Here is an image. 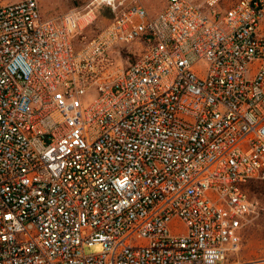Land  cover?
<instances>
[{"label": "built area", "instance_id": "1", "mask_svg": "<svg viewBox=\"0 0 264 264\" xmlns=\"http://www.w3.org/2000/svg\"><path fill=\"white\" fill-rule=\"evenodd\" d=\"M254 181L264 0L0 5V264H264L234 260Z\"/></svg>", "mask_w": 264, "mask_h": 264}, {"label": "rangeland", "instance_id": "2", "mask_svg": "<svg viewBox=\"0 0 264 264\" xmlns=\"http://www.w3.org/2000/svg\"><path fill=\"white\" fill-rule=\"evenodd\" d=\"M21 0H0V5L17 2ZM122 0H117V2ZM42 14L45 19L53 18L75 9L93 7L95 0H39ZM128 2V1H127ZM143 5L150 16L160 13L165 7V0H137ZM116 12L105 5L96 10V19L93 24L85 30V35L92 39L104 30L115 18ZM77 48L80 46L77 44ZM135 51V50H134ZM142 51H136L140 55ZM124 59L126 55L124 54ZM119 61L124 62L122 57L117 56ZM137 56H132L130 62L133 63ZM127 65V64H125ZM245 191L251 199L259 203L260 215L253 217L243 233V241L239 252L234 260L250 262L264 259V181H254L245 187ZM173 233L185 232L186 227L180 221H174L171 226ZM101 245L85 247L86 254H97L102 252Z\"/></svg>", "mask_w": 264, "mask_h": 264}]
</instances>
